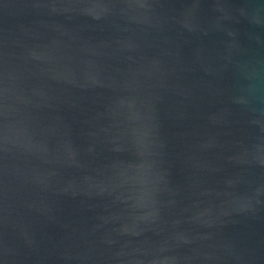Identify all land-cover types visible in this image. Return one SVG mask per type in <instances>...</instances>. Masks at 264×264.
<instances>
[{
	"label": "water",
	"instance_id": "1",
	"mask_svg": "<svg viewBox=\"0 0 264 264\" xmlns=\"http://www.w3.org/2000/svg\"><path fill=\"white\" fill-rule=\"evenodd\" d=\"M0 264H264V0H0Z\"/></svg>",
	"mask_w": 264,
	"mask_h": 264
}]
</instances>
